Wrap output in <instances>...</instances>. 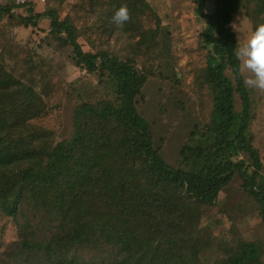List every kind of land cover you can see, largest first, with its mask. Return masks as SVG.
Returning <instances> with one entry per match:
<instances>
[{"label": "trees", "instance_id": "obj_1", "mask_svg": "<svg viewBox=\"0 0 264 264\" xmlns=\"http://www.w3.org/2000/svg\"><path fill=\"white\" fill-rule=\"evenodd\" d=\"M65 1L48 0L41 12L32 0H0V23L37 31L48 20L49 35L62 36L75 66L97 79L70 83L72 129L61 139L48 120L37 121L52 110L47 92L37 90L38 66L17 76L0 44V214L18 239L0 264H264L263 241L245 239L238 225L253 212L264 225V157L254 129L264 92L243 84L230 26L241 12L253 29L264 23V0H195L205 53L190 83L175 73L176 56L169 62L166 27L135 34L140 39L122 51L111 49L144 0H85L75 7H88L84 19L105 11L93 30V52L79 42L84 35L92 41L87 21L79 27L71 15L61 17ZM125 4L131 19L120 29L110 19ZM162 60L170 87L184 85L200 102L174 164L162 152L156 121L138 109ZM237 176L243 195L224 211L232 228L211 234L200 227V214Z\"/></svg>", "mask_w": 264, "mask_h": 264}, {"label": "rangeland", "instance_id": "obj_2", "mask_svg": "<svg viewBox=\"0 0 264 264\" xmlns=\"http://www.w3.org/2000/svg\"><path fill=\"white\" fill-rule=\"evenodd\" d=\"M32 1L37 4V11L43 12L46 9L48 0ZM84 1L66 0L60 8V15L62 18L71 15L79 27L83 25L84 21H87V26L90 29L88 32L93 34L92 41L84 35L79 39V42L84 51L93 52L94 46L97 44L93 30L99 25L100 17L105 11L90 12L84 19V10L88 7H81L79 12L75 10V7L83 4ZM207 8L211 9L209 5ZM131 12H133L132 22L134 23L132 28L127 31H119L121 34L112 37L111 49L122 51L126 44L140 39L135 34L141 33V31L152 34L162 33L163 28L166 27L167 33H170L169 42L172 47L169 51L171 55L173 53L169 62L172 63L173 57L176 56L178 67L175 73L178 77L186 78L187 83H190L193 80L194 68L199 63H203V54L205 53L199 43L203 25L198 21L195 0H144L140 7ZM157 17L160 18V22L156 21ZM202 21L204 22V20ZM233 23L236 24L238 32L231 28L237 36L240 35L241 42L254 30L252 20L244 12L236 14L230 26ZM10 28L0 23V44L6 43L5 58L7 63L15 67L17 76H22V73L32 65L38 66L40 73L36 71L38 73L36 79L40 86H37V90L40 94L43 90L47 92L46 100L49 109H52L48 111L47 116H42L37 121L48 120L61 139L68 137L72 129V108L67 99L69 85L81 77L95 84L96 77L88 75L85 69L75 66L71 48L60 45L62 36L59 38L54 34L49 35L48 20H42L40 30L37 31L30 28L14 31V27ZM165 68L163 60L157 63L156 77L151 78L144 89L146 97H138V109L144 117L156 121L157 140L159 143L164 142L162 152L166 159L174 164L177 160L178 150L185 142V137L194 128L196 113L200 112V102L184 85L171 88L169 81L164 78ZM44 73L46 80L41 79ZM47 73H50L51 76L48 77ZM179 105L184 107L183 111L177 110ZM254 129L259 134L256 145L264 157V107L260 121L256 123ZM241 183V178L237 176L228 187L220 192L217 205L206 207L203 210L199 217L200 227L206 228L211 234L225 233L231 230L233 223L231 224L224 211L231 209L240 200L243 195ZM238 225L245 239L259 238L264 244V225L257 212L242 219ZM2 226H4V232L0 235V254L15 250L18 241L15 229L7 223L6 215L0 214V228Z\"/></svg>", "mask_w": 264, "mask_h": 264}, {"label": "clouds", "instance_id": "obj_3", "mask_svg": "<svg viewBox=\"0 0 264 264\" xmlns=\"http://www.w3.org/2000/svg\"><path fill=\"white\" fill-rule=\"evenodd\" d=\"M130 19V10L125 4L115 11L110 23L123 29ZM231 27L237 31L235 23ZM239 36L234 55L239 62L238 72L243 75V84L249 89L264 92V23L258 24L243 42Z\"/></svg>", "mask_w": 264, "mask_h": 264}]
</instances>
